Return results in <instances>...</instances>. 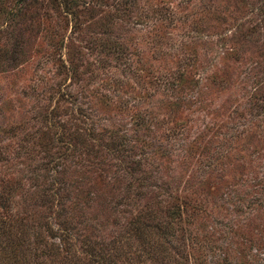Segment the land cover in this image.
Wrapping results in <instances>:
<instances>
[{"label":"rangeland","instance_id":"374dc122","mask_svg":"<svg viewBox=\"0 0 264 264\" xmlns=\"http://www.w3.org/2000/svg\"><path fill=\"white\" fill-rule=\"evenodd\" d=\"M0 227V264H264V0H0Z\"/></svg>","mask_w":264,"mask_h":264},{"label":"trees","instance_id":"16d2710c","mask_svg":"<svg viewBox=\"0 0 264 264\" xmlns=\"http://www.w3.org/2000/svg\"><path fill=\"white\" fill-rule=\"evenodd\" d=\"M132 222L134 223V225H133V229L134 230H137L138 232L142 230V232H143L144 225L143 226H140L139 225L140 224V221L139 220L136 219L135 221L133 220ZM148 226L149 225L147 223H145V228H147ZM8 227H10V224L9 223H7V231H10L8 229ZM2 231H3V227H0V233ZM13 236H15V235H13ZM16 238H17V235H16ZM62 238H65V234H62ZM54 249H55L56 252L58 251L57 248H56V246H55ZM92 256L94 257L93 259L95 261V264H112V262H110V259L105 257L104 253H101L99 251H96L94 254H92ZM61 263H62V260H61ZM67 264H69V262Z\"/></svg>","mask_w":264,"mask_h":264}]
</instances>
